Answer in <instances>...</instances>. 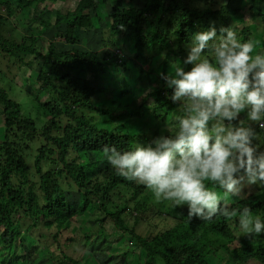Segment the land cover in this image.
<instances>
[{
	"label": "trees",
	"instance_id": "16d2710c",
	"mask_svg": "<svg viewBox=\"0 0 264 264\" xmlns=\"http://www.w3.org/2000/svg\"><path fill=\"white\" fill-rule=\"evenodd\" d=\"M213 1L0 0V55L6 72L10 81L20 85L23 78L18 69L23 65L31 69L35 63L37 69L29 76L33 84L19 87L32 98L25 103L43 118L39 122L23 101L13 100L9 90L0 87V264H22L31 251L43 254L42 264H79L83 255L73 258L49 246L55 242L60 248L61 231L80 221L100 225L98 244L85 224L74 239L78 244L90 240L84 244V255L88 253L100 264H128L129 252L137 255L139 264H264V233L244 236L238 215L217 214L203 221L189 218L187 209L168 208L162 201H155L161 207L156 210L149 189L117 175L103 160L106 144L131 150L136 143L145 144L162 132H171L163 127L178 105L170 100L172 90L161 78L165 70L155 72L156 61L161 69L182 63L192 35L210 25L218 34L221 27L231 26L243 40H262L249 24L238 28L242 7L235 1L239 0H227L217 8L211 6ZM67 3L71 5L56 8ZM244 5L264 32V0H247ZM233 16L237 18L231 22ZM20 23L27 26L22 28ZM127 45L142 64L151 63L149 69L140 67L134 80L143 91L138 100L133 99L122 77L117 85L125 88L108 99L105 92L113 89L103 85L95 72L111 65L127 71ZM152 73L156 79H151ZM42 92L54 96L43 100ZM144 117L151 122L150 130L135 132L126 127L128 121ZM223 202L230 210L247 205L264 222V187L244 186L239 197ZM147 210L166 215L171 225L155 233L136 232ZM126 215L133 225H128ZM105 223L119 228L110 241L101 229ZM124 236L134 246L108 250ZM137 248L139 252L134 251Z\"/></svg>",
	"mask_w": 264,
	"mask_h": 264
},
{
	"label": "clouds",
	"instance_id": "9594fccd",
	"mask_svg": "<svg viewBox=\"0 0 264 264\" xmlns=\"http://www.w3.org/2000/svg\"><path fill=\"white\" fill-rule=\"evenodd\" d=\"M187 48L182 63L160 74L178 105L174 130L131 150L106 144L103 160L117 175L144 185L157 202L186 205L189 218L238 215L243 235L258 236L264 233L260 217L247 205L230 210L217 188L239 197L245 185L264 187L256 131L264 129V51L231 26L218 34L212 25L195 32Z\"/></svg>",
	"mask_w": 264,
	"mask_h": 264
},
{
	"label": "rangeland",
	"instance_id": "374dc122",
	"mask_svg": "<svg viewBox=\"0 0 264 264\" xmlns=\"http://www.w3.org/2000/svg\"><path fill=\"white\" fill-rule=\"evenodd\" d=\"M204 1H206V0H201V4H203ZM226 1L227 0H214L213 4L211 6L214 8H217L220 4H223ZM246 1L247 0L235 1V2L239 3V5H238L239 7H242V11H241V15H240L241 18H240L239 22H237L239 25L238 28H240L242 26H246L249 24L252 33L254 35L261 36V38H262V40L253 39L255 44H256V51H264V32H263V30H261L262 26L258 23V21L255 18H251L250 10L247 9V5H244V3L246 4ZM70 5H71L70 3L62 4V5L59 4L58 6L56 5V8L63 9V8L70 6ZM42 6L43 5H41L40 7H42ZM102 16H104L102 21L106 20L105 19L106 14H105L104 10H103ZM236 18H237L236 16H233L231 18V22H234V20H236ZM14 22H18V21H14ZM19 22H20V20H19ZM101 23H99V25ZM95 24H97V23H95ZM22 25H23V23L19 24L20 27H22ZM17 26H18V24H17ZM26 26L27 25H24L22 28H24ZM45 34H47V36H49L48 32ZM89 37L93 38L96 42L99 41V38L95 37L93 35V33H89ZM93 39H91V40H93ZM82 41L84 42V40H82ZM129 45H127L128 47H124V49H125V52H124L125 53L124 54L125 59L124 60L126 61V66L128 67L127 71L121 72V70L117 66L111 65V66H107L105 68V71L96 70V72H95V75L97 76V78L99 80L103 81V85L106 86L109 84L111 86V88L113 89V91L105 92V96H107L108 99L110 98L111 93L113 96H115V95H117L119 90L125 88V87H123V88L118 87V85H117V82L120 81V79L122 77L125 79V81L127 83V88L131 87V89H130L131 91H130L129 95L133 99H137V96L140 95L143 91L142 87H140L138 84L136 86L134 85V80L139 75V68L143 67L144 69H149L151 63L149 62L148 64H142L137 58L134 57V56H136V52L131 51L132 47L130 48ZM44 46H46L45 42H44ZM62 48H58V50H60V49L62 50ZM121 48H123V46ZM102 54H103V51L101 50L99 53L100 57ZM29 60H32V59L29 58ZM158 63H159V61H156L154 64V69H155V72H157V73L163 72L165 70V74H166L169 72V70L174 68V67H170V65H168L166 67V69H163V68L161 69V67L158 65ZM10 64H11V66L13 65V63H11V62H10ZM6 67H7L6 62L4 65L3 60H2V55H0V87L4 88L6 90H9V96L13 100H15L17 102L23 101L24 106H26L28 109V112L32 113L33 110L31 109L30 105L25 103V102H29L30 100H32V98H30V96H26V94L23 92V90L22 89H21L22 91L20 90L19 86H21V87L24 86L23 89H25L28 86L26 84H28V83L33 84L32 83L33 78L29 80V76L33 77V75L37 69L35 67V63L32 62L31 69H28L25 65L21 66L20 69H18L17 72H19L23 78L22 79L23 81L21 82L20 85L16 81L15 82L10 81V79L8 77L9 74H8V72H6ZM12 67H13V72H15V68H16L15 65ZM114 74H117V76H118L116 79L112 78ZM150 77H151V79H156L157 75H154V73H152L150 75ZM148 90H150V89H147V91ZM44 93L45 92H42L40 94V97L43 100L51 99L54 96L52 93H50V94H47V93L44 94ZM112 109H114V108H112ZM177 111H178V106H176L171 111V113L168 115L167 122H165V125L163 127L164 129H167L166 130L167 132H169V131L172 132L175 128L174 116H175V113ZM33 114H36L38 116V119H39L38 121L42 122L41 119H43V118L40 114H37L36 111H34ZM243 115L244 114H241L242 117H243ZM33 116H35V115H33ZM96 118L98 119V115L96 116ZM128 122L130 123V126L127 124L126 127H128L129 129L134 128L136 130L135 132L150 130V128H151V122L147 121V119L145 117L141 120L136 119L133 123H131L130 121H128ZM134 125H136V127H133ZM1 126H2V123H1ZM1 132H2V130L0 128V141L2 140ZM257 142L262 147L264 146V131L262 133L257 131ZM245 186H247L248 188L251 187V185H245ZM253 186L257 187V185H253ZM217 191L221 194V196L223 197V200H228L229 198H231L230 195L222 192V190H217ZM155 201L156 200H152L151 204L153 205L152 208L157 210V208L159 209L161 207L156 205ZM162 203L168 208L171 206V202L162 201ZM181 208L186 210L187 206L186 205L181 206ZM89 218L91 219V218H93V216H91ZM125 218L128 220L129 226L133 225V220L128 215H126ZM141 218H142V221L139 225L137 224V226L135 227V230H136V232L142 233V234H147V233H145L147 230L149 233H155V232H157L161 229L167 228L171 225V222L169 220H167L168 218L166 215H164V214L158 215L156 213L151 212L150 210H147L145 213L141 214ZM82 224H85V229H88V230H91L94 232L91 239H93L94 242L98 244V241L101 238L99 236H97L96 232L99 229L100 225H98V223L94 224V223H85V222L80 221V222H72L68 228H64L61 231V233L58 237V241L60 242V245H61L60 248H58L57 245L54 244L55 243L54 242L49 246V249L51 251L52 250H62L64 253L68 254L69 256H71L73 258H77V259L83 255L84 257L81 259L79 264H100L98 259L96 260L92 256L88 257V253H86V255H84V253L86 252V247L84 246V244L85 245L88 244L90 242V240L82 241L80 244H78L76 241H74V239L76 238L75 232L80 228V226ZM101 229H103V231L107 235L108 239L110 237H112V235H114V234L117 237V233L119 231V228L114 226L113 223H111V224L105 223V224L101 225ZM41 231H44V230L42 229ZM94 236L96 238H93ZM127 236H128V234H126V237ZM109 241H110V239H109ZM56 243H57V241H56ZM101 243L104 244L105 242L101 241ZM113 245L116 247L108 249L109 251H113V250L124 251L127 247L129 248L130 246H134V242H132V239H130V237L125 238V236H124L123 239H121V240L119 239L117 242H113ZM41 248H43V247H41ZM134 251L139 252V249L137 248ZM30 254H31V256L28 259L24 257L22 264H42L43 263L42 260L44 257H43L42 253L38 254L35 251L34 252L31 251ZM127 260L129 262L128 264H139L137 255H134L130 252L128 253ZM141 261L143 262L142 258H141ZM249 264H255V263L251 262Z\"/></svg>",
	"mask_w": 264,
	"mask_h": 264
},
{
	"label": "built area",
	"instance_id": "2783aa9c",
	"mask_svg": "<svg viewBox=\"0 0 264 264\" xmlns=\"http://www.w3.org/2000/svg\"><path fill=\"white\" fill-rule=\"evenodd\" d=\"M116 52H119L118 50H116Z\"/></svg>",
	"mask_w": 264,
	"mask_h": 264
}]
</instances>
